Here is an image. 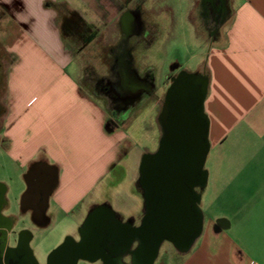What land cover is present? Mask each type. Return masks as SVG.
<instances>
[{"label":"crops","instance_id":"obj_1","mask_svg":"<svg viewBox=\"0 0 264 264\" xmlns=\"http://www.w3.org/2000/svg\"><path fill=\"white\" fill-rule=\"evenodd\" d=\"M76 1L81 10L74 8L71 0H0V153L12 159L15 155L20 157L19 161H24L21 165L24 164L27 171L23 179L37 163L53 167L52 188L44 194H48L42 218L44 224H37L33 219L36 203L43 207L42 199L29 202L25 209L21 206L23 211L31 212L32 220L38 226L48 223L46 213L51 201L65 211L75 208L76 199L71 202L74 195L66 194L81 193L84 185L86 189V176L93 170L94 161L85 170L69 172L67 168L48 164L44 155L40 157L37 151L19 152L18 147H28L35 134L51 137L56 123L70 122L74 129H69L72 131L65 140L67 145L81 147L96 141L97 137L112 141L109 150L112 158L105 166L110 167L107 173L118 166V157L128 141L124 136L116 138L121 133V126L110 116L131 114L149 99L146 94L137 95L132 109L113 115L104 107L106 99L82 84L84 59L76 52L73 37L65 35L63 23L71 14L78 13L88 23L98 24L94 13L104 12L102 7H106V3L103 0ZM222 2L226 18L217 30L211 31L212 22L204 24L199 0H190L192 7L186 16L187 22H184L186 29L194 35L202 28L209 36V50L203 67L206 93L202 106L207 120L208 151L202 168L204 183L201 187L212 189L219 200V209L213 211L211 207L207 217L201 213L202 230L194 241L200 240L195 249H192L194 243L186 252L174 247L176 256L181 257L178 264H264V0ZM100 3L104 6L100 7ZM165 8L170 9V15L161 32L166 30L172 35L178 30L176 11L163 6ZM102 24L106 36L107 18ZM153 43L156 44V39L147 43L144 49H149ZM74 62H78L79 73L73 78L68 76L67 69ZM199 72L200 68L194 73ZM153 84L154 98L149 99L154 101L151 109L157 105L162 107V95L158 94L155 81ZM41 99L44 108L33 107L34 101ZM34 122L44 125L37 131H30L28 126ZM47 129L51 134H45ZM24 133L27 137L20 140L18 136H24ZM56 141L53 140L50 146L64 144L56 145ZM45 154L54 157L47 150ZM52 163L56 161L52 160ZM106 173H102V177ZM138 179L134 183L135 191L142 197ZM23 195L24 192L21 198ZM111 212L120 222L133 219V225L138 224L134 218L123 219L117 212ZM1 215L12 224L10 234L16 232L19 220L5 210ZM23 229L21 227L20 231ZM25 231L30 243L32 235Z\"/></svg>","mask_w":264,"mask_h":264},{"label":"rangeland","instance_id":"obj_2","mask_svg":"<svg viewBox=\"0 0 264 264\" xmlns=\"http://www.w3.org/2000/svg\"><path fill=\"white\" fill-rule=\"evenodd\" d=\"M71 1L73 2L72 5L74 8L81 10V5L78 1ZM189 2L190 0H163L160 4L161 7H172L176 11L177 32H174L175 34L172 35H169L170 33L166 30L163 34L161 32L156 38V44L153 43L146 50L139 49L136 53L138 73L144 75L148 70L153 73L157 92L162 95L161 103L164 101L163 95L168 88L165 78L171 72L186 71L193 73L202 82H205L203 67L206 63L209 50V36L202 28L199 34L194 35L190 29L187 30L184 26V22H187L186 16L188 15V8L190 7ZM156 6V8L159 7L158 5ZM169 15L170 10H164L160 15L159 18L162 27H165L166 22H168ZM161 30L164 29L162 28ZM87 55L90 56L88 57L89 59L92 58L90 54ZM175 65L178 67L173 70ZM198 68H200V72L198 74L194 73ZM78 71V62H74L67 69V74L74 78L77 77ZM41 86L39 85V87ZM84 86L86 87L85 84ZM34 102L35 105L33 107L36 109L44 108L42 99ZM153 104L154 101L148 99L138 109L132 111L131 114L110 116V118H113L121 126V133L116 135V138L118 139L124 136L128 139L118 157V166L113 170H109L111 171L110 174L109 171L106 173L110 167L105 166L106 162L112 158V154L109 153L112 141H106L102 137L98 139L97 137L98 141L89 142L91 144H83L81 147L67 145L65 144V140L69 139V134L72 131H69V129H74V126L70 122L62 121L56 123L54 133L51 137L42 133L40 135L35 134L28 144V147H18L19 152H25L26 150L30 152L37 151L36 153H39L40 157L44 155L47 160L46 162H49L48 164L56 165L58 168L60 167L64 170L67 168L69 172H79L81 169L85 170L91 164L92 160L94 161L93 170L86 176L88 178L86 189L84 185V190L81 193L76 192V194L73 192L66 194L70 197L74 195L71 202L76 199L75 208L70 211H65L60 209L55 201L49 202L46 213L48 223L44 226L36 225L32 220L31 212L21 209L20 199L25 191L23 176L27 171V168H24L25 165H21L24 161H19L20 157H16L15 155L12 159L7 154L0 153V184L6 187L5 212L12 214L19 220L16 226L17 233H20V228L24 227L32 235L29 248L32 250L38 264H47L48 255L62 244L66 237L78 236L80 234L82 226L80 220L89 205H101L103 202H106L111 208V211L117 212L123 216V219L134 218L138 222V217L143 211V199L135 191L134 183L139 178V165L143 156L145 154H153L157 151L162 134V126L159 121L162 107L157 105L154 109H151ZM104 107L106 109L109 107L108 101L106 100L104 101ZM108 111L110 112V109ZM43 125L44 123L42 122L40 124L34 122L33 125L28 126V129L30 131H37ZM83 128L86 129L85 123ZM45 134H51V131L47 129ZM27 135L24 133V136L19 135L20 137L18 136V138L23 140ZM53 140H57L55 142L56 145L60 143L64 144L60 147H51L50 144ZM66 142L68 143V141ZM45 150L54 157H47ZM52 160H55L56 163H52ZM104 172L106 175L102 177V173ZM93 183L94 186L91 188ZM195 192L200 196L198 207L202 215L204 214L207 217L209 215L208 209L211 207H213V211L219 209V200H217L212 189L197 187ZM59 241L60 243H58ZM199 241L194 243L192 249L196 248ZM174 249V246L168 242H163L158 258L154 264H178L181 257L176 256ZM77 264L90 263L78 261Z\"/></svg>","mask_w":264,"mask_h":264},{"label":"flooded vegetation","instance_id":"obj_3","mask_svg":"<svg viewBox=\"0 0 264 264\" xmlns=\"http://www.w3.org/2000/svg\"><path fill=\"white\" fill-rule=\"evenodd\" d=\"M103 1L106 3V7H102L104 5L101 3L100 7L104 9V12L94 13L99 21L98 24L88 23L80 14L75 13L64 20L63 31L65 35L73 37L76 52L81 54L84 59L82 84L88 85L91 91L104 97L108 101L110 112L115 115L132 109L137 95L146 94L149 99L154 98L153 73L150 70L146 71L144 75L138 73L136 53L161 34L162 26L159 17L164 9L160 6L163 0ZM199 3L202 15H204V24L208 25L212 22L213 29L211 31L217 30L226 18L222 0H199ZM156 5L159 7L156 8ZM191 7L192 3L188 8V14ZM165 10L169 11L170 9L165 8ZM106 18L108 35L105 36V27L102 22ZM87 54H90L93 59H89L90 56ZM177 67L175 65L173 70ZM183 73L190 74L186 71H179L171 72L166 76L167 90L176 81L182 79ZM185 83L182 80L184 90L187 88ZM201 86L202 83L198 85V89ZM166 92L163 95L162 108ZM1 118L2 110L0 108V122ZM109 120L111 121V119ZM162 136L163 130L161 138ZM53 175L54 172L51 169L41 167L30 169L24 179V194L28 189L31 191L27 203L34 200L41 201L43 195L52 188ZM140 180L139 165L138 185L142 191L143 211L136 226L133 225V219L120 222L116 216H110L106 203L89 205L80 221L82 225L80 234L66 237L63 243L67 242L69 249L52 262H49L47 257V264H72L74 256L77 258L76 264L78 261H83L81 259L85 257L82 252L83 243L89 245L85 254L89 257L84 262L112 264L115 260L121 259L123 263L133 264L130 254L123 255L124 251L126 252V244L131 238L134 239V230L140 227L144 217L150 212L151 206L146 203L145 189ZM2 189L3 194L1 193ZM5 193L6 187L2 185L0 187V264H37L29 249L28 234L25 229L20 233L10 234L12 224L9 219L1 215V212L6 208V201L3 199ZM40 206V203H36V211L40 210ZM37 220V224H39L41 220L39 218ZM137 240V238L134 239L128 250L129 253L137 248L139 241ZM140 259L142 260L143 256Z\"/></svg>","mask_w":264,"mask_h":264},{"label":"water","instance_id":"obj_4","mask_svg":"<svg viewBox=\"0 0 264 264\" xmlns=\"http://www.w3.org/2000/svg\"><path fill=\"white\" fill-rule=\"evenodd\" d=\"M181 76L182 79L172 84L165 95L159 117L163 136L157 151L152 155H145L141 160L140 182L145 189L146 203L151 206L140 227L134 230V239L139 240L135 251L128 252L134 242L133 238L126 244V252L124 251L123 255L130 254L133 264H153L159 245L163 241L171 243L181 252H186L202 230L199 196L195 188L204 183L202 168L208 151L207 120L202 113L206 82H202L193 73H183ZM182 80L186 82L185 90L182 88ZM200 83L202 86L198 89ZM38 167L54 171L53 167L42 163L33 166ZM30 192L28 189L21 198L23 209L28 206ZM1 193L3 194V189ZM47 197L48 194L42 197L43 207L33 214L36 223L39 218V224H44L42 218ZM108 211L110 216H113L109 209ZM66 243L51 251L49 262L69 249ZM88 248L87 243L82 244L85 256L82 258L89 257L85 255ZM76 260L74 256L72 264H76ZM112 264L126 263L118 259Z\"/></svg>","mask_w":264,"mask_h":264}]
</instances>
